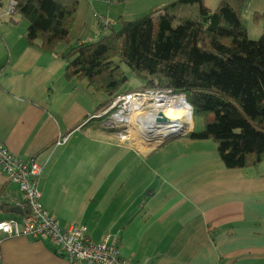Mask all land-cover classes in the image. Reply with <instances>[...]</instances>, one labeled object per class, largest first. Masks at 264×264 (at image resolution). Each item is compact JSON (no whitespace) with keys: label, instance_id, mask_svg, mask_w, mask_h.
<instances>
[{"label":"crops","instance_id":"crops-1","mask_svg":"<svg viewBox=\"0 0 264 264\" xmlns=\"http://www.w3.org/2000/svg\"><path fill=\"white\" fill-rule=\"evenodd\" d=\"M8 1L0 0V141L42 167L37 188L48 214L86 227L94 242L116 237L130 264H264V161L230 170L211 141L183 137L149 152L99 126L81 128L103 102L85 81L65 80L68 45L45 53L26 43L27 22L7 14ZM172 1L78 0L71 44ZM220 1L203 0L210 10ZM245 1L244 22L264 15V0ZM59 134L68 139L55 147ZM21 201L0 173V220L21 216L10 212ZM0 264L70 263L47 238L0 236Z\"/></svg>","mask_w":264,"mask_h":264},{"label":"trees","instance_id":"trees-1","mask_svg":"<svg viewBox=\"0 0 264 264\" xmlns=\"http://www.w3.org/2000/svg\"><path fill=\"white\" fill-rule=\"evenodd\" d=\"M14 2V15L27 22L26 43L45 53L68 45L61 55L65 80L85 81L106 96L93 114L121 91L125 66L141 88L184 95L202 122L188 137L213 142L226 169L264 161V15L253 14L263 30L249 39L245 0H221L214 10L203 0H174L138 18H120L98 38L73 45L69 32L78 0Z\"/></svg>","mask_w":264,"mask_h":264},{"label":"built area","instance_id":"built-area-1","mask_svg":"<svg viewBox=\"0 0 264 264\" xmlns=\"http://www.w3.org/2000/svg\"><path fill=\"white\" fill-rule=\"evenodd\" d=\"M7 14L9 16L15 14L14 0L8 1ZM179 100L191 112L192 118V108L184 95L174 94L169 89L140 87L115 95L104 109L88 116L83 123H88L93 119L101 120L100 129L112 134L118 143L139 145L151 152L161 142L162 137L158 135L147 137L143 134L147 130L148 115L154 112V116L157 115L154 123L160 125L157 119L161 118L162 110L175 107ZM185 129L182 132L187 135L189 130ZM67 139V134H59L53 146H63ZM41 172L42 167L34 158H17L0 141V173L5 176L8 183L18 188L22 197L20 207L23 212L21 216L0 220V236L3 238H47L53 244L55 253L70 264L76 262L130 264L121 258L116 237L107 235L99 242H94L88 236L86 227H63L48 214L42 206L41 193L37 188V180Z\"/></svg>","mask_w":264,"mask_h":264},{"label":"rangeland","instance_id":"rangeland-1","mask_svg":"<svg viewBox=\"0 0 264 264\" xmlns=\"http://www.w3.org/2000/svg\"><path fill=\"white\" fill-rule=\"evenodd\" d=\"M13 16L15 17V15ZM244 24H245V27L248 29L249 39L256 40L261 36L262 30H263V24L255 25L250 20H247V22L245 20ZM123 71L127 77V82L123 85L121 91H119L118 94L124 93L126 91L135 90L143 86V83L139 79H137L135 75H133L127 67L123 66ZM92 94L95 98V102L100 101V103H102L104 102L106 98V96L102 93H92ZM176 112H179V115L181 116L180 120L171 121V122H166V121L158 122V124L166 127L164 133H175V132H179L183 130L184 128H186L187 130H189L188 133L187 131L186 133L189 134L190 132L194 130L199 131L202 128V122L200 119H194L193 116L192 118L191 117L187 118L185 116V112L182 110L176 111ZM162 114H163L162 119H165V116L167 115V113L162 111ZM140 148L142 147L140 146Z\"/></svg>","mask_w":264,"mask_h":264},{"label":"bare ground","instance_id":"bare-ground-1","mask_svg":"<svg viewBox=\"0 0 264 264\" xmlns=\"http://www.w3.org/2000/svg\"><path fill=\"white\" fill-rule=\"evenodd\" d=\"M176 103H178V104L175 107H171L169 109L162 110V111L167 113V115L165 116V119H163V121L171 122V121L180 120L181 116L179 115V112H176V111H180V110L185 112V116L187 118L191 117V115H190L191 112L186 108V106L183 104V102L181 100H179V102L177 101ZM157 112H159V111H157ZM153 113H150L148 115V118L146 120L147 130H145L143 134H146L147 137H153L154 135L155 136L158 135L159 137H163L167 134H172V133H164L166 127L162 126V125H157L156 122L154 123V120H155V118H157V115L154 116ZM160 115H161V117L163 116L162 112ZM144 150H146V149H144Z\"/></svg>","mask_w":264,"mask_h":264},{"label":"water","instance_id":"water-1","mask_svg":"<svg viewBox=\"0 0 264 264\" xmlns=\"http://www.w3.org/2000/svg\"><path fill=\"white\" fill-rule=\"evenodd\" d=\"M160 117H161V115H160ZM157 122H163L162 117L161 118H158L157 119ZM189 134L184 135L183 132H182V130L179 131V132L172 133V134H167V135H165V136L162 137L161 142L153 150L159 149L162 146H164L165 144H167V143H169V142H171L173 140H176V139H179V138H183V137H188ZM10 212L13 213V214H17V215H22V213H23L22 210L19 207L12 208L10 210Z\"/></svg>","mask_w":264,"mask_h":264}]
</instances>
